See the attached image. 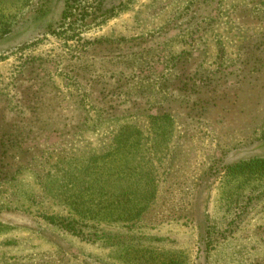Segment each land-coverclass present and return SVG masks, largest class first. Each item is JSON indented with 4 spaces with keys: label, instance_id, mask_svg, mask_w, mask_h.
<instances>
[{
    "label": "rangeland",
    "instance_id": "obj_1",
    "mask_svg": "<svg viewBox=\"0 0 264 264\" xmlns=\"http://www.w3.org/2000/svg\"><path fill=\"white\" fill-rule=\"evenodd\" d=\"M181 72L201 79L190 88ZM102 89L114 116L98 110L112 104ZM195 97L216 100L190 116ZM159 107L167 135L153 131ZM119 135L106 164L122 175L107 184L118 212L137 185L125 159L146 162L158 199L135 222L81 219L46 191L47 172L63 181ZM0 139L29 164L0 183V264H142L137 249L264 264V175L226 171L264 157V0H0Z\"/></svg>",
    "mask_w": 264,
    "mask_h": 264
},
{
    "label": "trees",
    "instance_id": "obj_2",
    "mask_svg": "<svg viewBox=\"0 0 264 264\" xmlns=\"http://www.w3.org/2000/svg\"><path fill=\"white\" fill-rule=\"evenodd\" d=\"M198 73L181 72V76L178 75V78L182 77L185 80V85L190 86V88H194L197 84V81L201 79ZM105 90L106 89L99 90V93L101 94ZM106 91H110V93H113L112 104L108 108H98L94 105L93 99L89 100L96 109L98 108L100 113L114 116L117 114V111L119 107H121V105L118 104V100H116V96L113 90ZM87 95L90 97L89 94ZM215 100L216 97H195V103L193 104L194 107L191 106L189 108V115L191 116L195 114V116H198V114H202L207 110L209 105H212L210 103ZM159 108L160 111L158 110L157 114H155L154 116V120L158 125L152 123L153 131L156 134L167 135L169 132L168 129L172 131L171 128L175 124L173 122L174 118L169 111L164 110L162 107ZM80 125L81 124H79V126ZM56 126L57 130L61 128L59 125ZM72 126L73 125L69 124L68 133L74 137L78 133V131H81L82 129L77 125H74L73 127ZM40 129L43 130V127L41 126ZM62 129L64 128L62 127ZM132 131L133 133L138 132V130ZM132 131L130 130V132ZM12 132L13 131L8 132L6 130L3 132L2 137L5 134H11ZM30 132L31 131L26 132L23 130L21 140L23 138L29 137ZM37 132L40 133L38 130ZM125 132L127 131L125 130ZM142 133V131H139V135H142ZM120 137L122 136H115L114 141L111 145V151H109L108 154L103 156H91L87 161L77 163L73 168H69L63 171V181L62 178L60 179L59 177H57V180L55 177L51 178V172H47V175H49V181H47L48 184H46V191L49 193V195L58 198L63 202L69 203L72 210L75 211V213L81 219H93L94 216H92V213L94 212V209L99 210L100 213L104 211L109 212V214L95 216V218H97L99 221H117L126 219L135 222L137 219L140 220L145 217L146 212L149 210L151 201L158 199L159 196L158 184L154 182L153 186L150 187L149 185V179L152 176L154 181H157V178L156 176H154V173H149L144 169V164H146V162H140L137 166H131L129 162H127V159H125V163L123 166L124 169L122 170V172H125V174L131 173L130 175L135 177L134 183L137 185L135 188L132 187L130 192L125 191L120 193L123 195H131L128 202L121 204V208L123 210L122 212H118L119 203L116 205L113 201L115 200L113 196L118 197L117 192H115L113 188L107 187V184H113V176H117L114 170H111V168L109 169V167L106 166V164H109V161L107 159H110L112 155H114L112 150L114 151V149L118 148V145H116V143H119ZM6 140L8 143H10L13 142L14 139H9L8 137ZM7 145L8 144L5 140L0 139V183L13 179L17 172L22 168V166L29 165L25 163L24 159L18 160V158H16V162H19L18 165L15 166L10 162V159L5 158ZM113 162H115V160H113ZM226 169V171L230 175L241 174L261 176L264 175V157H254L249 160H240L235 163L228 164L226 166ZM117 173L119 174L117 178H121V172L118 171ZM140 181L143 182L141 183L143 184V186L140 184L141 187H139L138 184ZM97 196L98 198H96ZM103 196L107 199L105 203L103 201ZM110 196H112V198ZM98 204H100L101 207H98ZM85 207H87L88 210H85ZM68 225L71 227V229H74L70 224ZM208 235H211L210 232H208L207 237H209ZM135 254L137 255L134 256V258L142 261L140 262L142 264H184V262L180 258L174 255H169L168 252L163 253L158 250L145 251L142 249H137L135 250ZM151 261H156V263H151Z\"/></svg>",
    "mask_w": 264,
    "mask_h": 264
}]
</instances>
